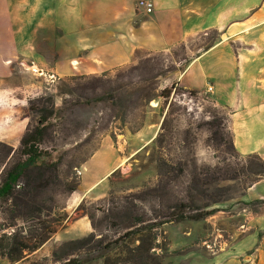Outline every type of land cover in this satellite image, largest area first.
Returning a JSON list of instances; mask_svg holds the SVG:
<instances>
[{"label":"rangeland","instance_id":"1","mask_svg":"<svg viewBox=\"0 0 264 264\" xmlns=\"http://www.w3.org/2000/svg\"><path fill=\"white\" fill-rule=\"evenodd\" d=\"M215 40L211 31L187 42L193 53L182 45L168 53L139 52L126 67L95 77H75L77 80L52 81L25 65H14L8 86L0 85L1 92L9 93V99L0 98V186L24 159L23 135L37 125L38 115L30 111L31 103L42 106L38 100L51 96L57 111L49 120L40 149L49 153L58 170L39 181L35 172L22 178L15 195L24 189H29L30 195L20 197L28 204L19 199L18 210L14 202L0 200V239L17 234L33 246L38 234H56L66 223L65 202L80 181L81 166L101 140L111 136L129 153L141 143L134 136L148 123L160 122L154 140L110 178L104 196L84 201L79 209L81 214L93 216L97 235L115 240L130 230L135 215L147 221L161 220L165 193V198L178 202L195 197L203 204L209 202L207 197L220 198L224 201L211 208L216 213L206 220L164 225L159 243L168 253L157 250L163 264L216 263L210 260L224 254L230 245L226 224L245 229L248 213L262 212L264 204L245 201V190L255 175L243 172H256L257 161L243 160L231 150L228 111L217 107L210 96L192 97L175 83L177 69ZM165 90L167 99L162 97ZM154 132L152 127L145 139ZM173 167L183 172L178 174ZM48 242L38 250L24 251L15 264L68 262L67 258L61 260L69 252L67 242ZM247 250L245 256L253 257L250 263L264 256L263 243ZM87 258L84 253L79 257L83 264H90ZM0 264L12 262L0 256Z\"/></svg>","mask_w":264,"mask_h":264},{"label":"crops","instance_id":"2","mask_svg":"<svg viewBox=\"0 0 264 264\" xmlns=\"http://www.w3.org/2000/svg\"><path fill=\"white\" fill-rule=\"evenodd\" d=\"M137 2L0 0L1 88L16 64L41 70L52 81L95 77L130 65L137 52L168 53L182 45L193 53L187 42L213 31L214 43L177 69L175 83L227 110L235 151L264 160V0H154L149 15ZM0 98L9 99V93L0 91ZM159 124L148 123L134 136L141 143L133 153L111 136L101 140L81 166L79 186L65 202L66 223L52 240L68 242L94 232L79 207L104 196L110 178L154 140ZM152 127L153 136L145 139ZM245 201H264V179L249 187ZM248 214L243 230L226 224L228 250L210 262L264 264L263 255L254 263L245 256L248 248L264 244V209Z\"/></svg>","mask_w":264,"mask_h":264},{"label":"trees","instance_id":"3","mask_svg":"<svg viewBox=\"0 0 264 264\" xmlns=\"http://www.w3.org/2000/svg\"><path fill=\"white\" fill-rule=\"evenodd\" d=\"M138 53L139 52H137L136 55ZM69 80H77V78L73 77ZM167 94L168 92L165 90L162 93V97L167 99ZM189 94L192 97H196L198 93L191 91ZM34 103H31L30 111L38 115V120L37 125L32 130L26 132L22 137L21 153L24 159L20 160L13 169L8 172L3 184L0 186V200L14 202V207L17 210L18 207H20V204L17 202L19 199H21L20 202L22 204H28V202L20 197H27L30 195L29 189H24L20 194H17V196L15 195V191L22 178H25L30 172H35L37 176L35 179L39 181L45 174H52L58 170L57 164L51 161L49 153L40 149L48 130L49 120L57 111L55 97L51 96L49 98L39 99L38 103L42 106H34ZM230 148L237 157H240L235 151L231 134ZM240 158L243 160L253 158L257 161L256 167L258 168L256 172L254 169L243 172L246 175L248 172L255 175V178L250 180L251 182L247 188L248 190L253 184L264 179V160L256 155ZM172 170L177 171L178 174L183 172L182 169L177 167H173ZM196 182L197 184L200 183L199 180ZM29 184L30 182L28 181V188ZM78 186L79 183L73 186L70 193L76 191ZM247 190H245L244 195H246ZM206 191L209 192V190ZM167 194L168 193H165L164 196L167 197ZM165 197H163L162 200V206L165 211H163L160 216L161 220H157L156 222L155 220L147 221L143 216L135 215L130 230L115 240H108L103 236L100 237L97 235L95 224H93V216L84 214V216L90 219L94 232L87 237L65 243V247L68 248L69 252L61 259H68V262L63 264H83L79 259L81 253H84L88 257L86 262L90 264L99 262L100 264H163L162 257L157 254V250L160 249L168 253L167 247H162L159 243V239L162 237V233H160L162 227L174 222H200L206 220L216 213V210L211 208L224 201L213 196L206 198L209 199V202L200 204L195 197H190V201L186 202L173 201L170 196L168 198ZM165 200L168 202L165 203ZM258 203L264 204V201ZM53 235H55V232H50L47 235L38 234L35 238V245L33 246L29 245V242H26L24 238H17V234L14 236L12 235V237L3 236L0 239V256L7 257L12 264H15L23 258L24 251L38 250L50 241ZM77 255V258L71 259L72 256Z\"/></svg>","mask_w":264,"mask_h":264},{"label":"built area","instance_id":"4","mask_svg":"<svg viewBox=\"0 0 264 264\" xmlns=\"http://www.w3.org/2000/svg\"><path fill=\"white\" fill-rule=\"evenodd\" d=\"M137 8L138 10L144 12L145 14H151L154 10V0H138L137 2ZM33 72L35 73H41L44 75V73L41 70H38L36 68H31ZM208 91H212V88H208ZM80 174V172H79Z\"/></svg>","mask_w":264,"mask_h":264}]
</instances>
